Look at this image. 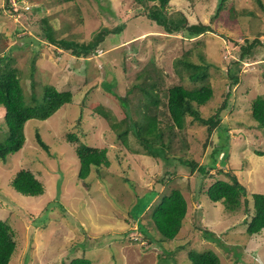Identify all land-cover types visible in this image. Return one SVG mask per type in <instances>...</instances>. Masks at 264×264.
I'll list each match as a JSON object with an SVG mask.
<instances>
[{
    "label": "rangeland",
    "instance_id": "rangeland-1",
    "mask_svg": "<svg viewBox=\"0 0 264 264\" xmlns=\"http://www.w3.org/2000/svg\"><path fill=\"white\" fill-rule=\"evenodd\" d=\"M27 2L29 9L19 2L11 10L6 0H0V57L5 58L0 67L17 69L27 102L32 90L41 101L47 83L73 94L70 102L47 118L28 119L22 147L9 152L5 162L0 160V218L10 224L16 241L9 264H61L82 254L91 264H191V250H212L221 264H264V231L247 233L242 208L230 211L206 195L210 182L228 180L226 172L231 169L245 186L248 199L254 192L264 193V128L248 110L252 98L264 96V67L258 65L264 45L254 49V62L233 65L239 81L230 89L232 107L223 115L227 138L216 132L203 146L206 127L190 116L184 128L169 129L160 93L158 119L163 140L170 137L171 145L165 149L171 157L168 160L146 154L131 132L129 147L123 145L117 132L90 106L96 101L117 121L123 118L119 100L101 84L107 81L117 95L128 99L130 116L139 119L144 109L141 103L146 100L140 89L128 90L135 83L143 84L136 74L146 69L161 90L177 83L187 88L209 83L213 95L199 106L201 115L208 116L223 100L229 80L226 70L239 57L241 46L254 37L264 43V9L256 0H226L217 14L218 0H170L169 10H181L190 23L202 21L210 26L193 38L156 33L155 23L134 0ZM122 23V29L108 33L87 58L56 48L40 36L46 29L56 38L87 41L103 27L112 29ZM198 53L209 63L207 76L191 80L177 59L187 57L198 63ZM4 118L0 107V142L7 136ZM36 132L48 144V152L36 142ZM69 133L78 140H67ZM224 139L222 154L215 156V167L204 180L196 169L190 171L177 159L206 163L212 147ZM79 141L107 149L109 165L91 169L86 179L89 188L77 177L74 147ZM21 168L31 170L43 183L42 194L26 196L11 187L14 173ZM162 176L164 184L158 181ZM172 187L183 192L187 211L177 236L167 239L155 227L151 214ZM151 188L159 193L143 209L151 197L145 190ZM137 192L145 196L133 201ZM140 213L147 238H142L129 216ZM204 227L217 239L207 237Z\"/></svg>",
    "mask_w": 264,
    "mask_h": 264
},
{
    "label": "trees",
    "instance_id": "trees-1",
    "mask_svg": "<svg viewBox=\"0 0 264 264\" xmlns=\"http://www.w3.org/2000/svg\"><path fill=\"white\" fill-rule=\"evenodd\" d=\"M170 0H134L136 6L143 7L145 10V16L155 23L156 33L165 34H178L182 37L193 38L207 30H210V26L202 21L196 23H190L187 16L181 10H169ZM226 0H218L216 11L223 8ZM7 2V0H6ZM259 6L264 9L262 0H256ZM6 7L12 10L10 5L6 3ZM43 21H45L43 19ZM42 22V21H41ZM123 23L118 26L108 29L103 27L100 31L94 33L91 39L87 41H78L74 39L56 38L52 32L48 30L41 31L40 36L47 40L50 44H53L56 48L70 52L76 57L87 58L92 53L98 44H100L108 33L118 32L122 29ZM137 40V39H134ZM251 42L241 46L239 57L236 60L230 61V66L226 70L228 75V87L227 91L223 94L222 102L214 107L211 114L206 117L201 115L199 106L205 104L213 95V88L209 83H202L197 87L187 88L183 84H173L164 90H161L159 81L156 78L148 74L146 69L136 74L137 78H141L143 84L135 83L132 88L128 90V93L133 88H138L142 91L146 102L141 103L143 110L140 113L139 119H133L130 116V109L128 99L124 96L117 95L112 90V83L107 81H101V84L106 88L108 93L111 94L120 102V106L123 109V118L117 121L113 115L107 111L101 103L96 101L91 103V108L94 112L106 120V122L117 132V136L121 138L123 145L129 147L127 135L131 132L136 136L138 142L145 149V153L153 157H160L162 159H170L171 157L165 151L170 147V137L167 141L163 140L164 132L159 127L158 103L160 101V93L164 97L162 103L166 108L167 115L170 123L167 126L170 128L182 129L185 126L186 117L190 116L191 120L198 121L200 124L206 127V138L203 146L206 145V140L212 138L217 132L220 137L227 134L228 127L225 126L223 115L232 107V93L231 87L239 81V77L235 71H233V65L241 63L244 60L246 62H254L256 60L255 48L263 46V39L260 37H254ZM126 46V45H124ZM137 47V46H136ZM134 47L133 49H136ZM140 48V47H139ZM126 47L123 48L125 51ZM126 54V53H125ZM199 54L200 62L184 57L183 59H177L181 62L182 66L186 68L188 77L191 80H204L207 76V69L209 63ZM4 57H0V62L4 60ZM149 63H151L149 61ZM264 67L263 60L259 62ZM145 73V74H143ZM161 78L160 76H157ZM71 90L57 89L53 84L47 83L43 85L42 100L39 101L34 90L30 93V102H27L24 98L23 89L20 84L18 71L16 68L0 67V107L5 111V122L7 127V136L0 142V160L5 162L7 154L9 152L18 151L25 140L24 125L30 118L45 119L54 113L59 107L68 103L72 99ZM150 104L153 107H150ZM248 110L251 117L258 123L259 127L264 128V96L256 95L252 98L248 104ZM123 127V128H122ZM67 140L77 141L78 137L69 133ZM223 141V140H222ZM36 142L45 150L49 151L48 144L42 139L41 135L36 132ZM226 144L225 139L223 143L215 144L210 150L209 161L206 163H198L192 159H183L178 157V161L181 164L187 165L190 171L196 169L199 172L202 180L207 178L208 172L215 167V156H220L223 151V146ZM75 153L78 158V171L77 177L80 180L84 188H89L90 182L87 181L91 169L100 170L101 166H108L109 159L107 157V149L105 147H95L88 143L79 141L74 147ZM258 154L263 152L258 151ZM225 156L223 155L222 158ZM220 171V170H219ZM168 174V172H167ZM226 174L229 179L214 178L212 182L206 188V195L212 201H221L226 209L230 211H237L240 208L244 210L246 214L245 224L246 232L249 234H257L260 231H264V193L254 192L250 199L246 195L245 186L239 181L237 175L231 169ZM128 180V179H126ZM160 183H165L164 177L158 179ZM11 187L18 193L26 196H37L44 192L43 183L33 174V172L26 168L18 169L11 181ZM151 196L144 206L147 207L152 197H156L159 193L157 188H151L145 190ZM138 193V192H137ZM135 193L134 200L143 198L144 193ZM144 211V210H143ZM141 211V213L143 212ZM187 211V200L183 192L176 187L169 189L167 194L160 197L159 201L155 204L153 212L151 214V220L154 222L155 227L161 233L164 238L173 239L177 236L181 227L183 218ZM130 216L136 223L138 232L140 231L142 238L145 236L146 229L142 228L143 216ZM203 233L209 238L217 239L213 236V233L204 227ZM137 232V233H138ZM145 233V234H144ZM140 241V240H139ZM148 244V243H147ZM142 246H145L142 244ZM16 241L14 237L13 229L10 224L0 218V264H9L10 258L15 250ZM189 259L191 264H221L219 257L212 250H204L201 252L191 250L189 252ZM61 264H91V260L82 254L79 257H75L70 261H62Z\"/></svg>",
    "mask_w": 264,
    "mask_h": 264
},
{
    "label": "built area",
    "instance_id": "built-area-1",
    "mask_svg": "<svg viewBox=\"0 0 264 264\" xmlns=\"http://www.w3.org/2000/svg\"><path fill=\"white\" fill-rule=\"evenodd\" d=\"M21 2L23 4L24 9H29L30 5L27 2V0H7L6 3H8L10 5V7L12 8V10L16 9L17 4Z\"/></svg>",
    "mask_w": 264,
    "mask_h": 264
},
{
    "label": "clouds",
    "instance_id": "clouds-1",
    "mask_svg": "<svg viewBox=\"0 0 264 264\" xmlns=\"http://www.w3.org/2000/svg\"><path fill=\"white\" fill-rule=\"evenodd\" d=\"M133 238H134V239H136L137 237H136V238H135V237H133Z\"/></svg>",
    "mask_w": 264,
    "mask_h": 264
}]
</instances>
